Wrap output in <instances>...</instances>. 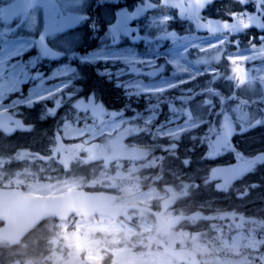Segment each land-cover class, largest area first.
Instances as JSON below:
<instances>
[{
  "label": "rangeland",
  "instance_id": "obj_1",
  "mask_svg": "<svg viewBox=\"0 0 264 264\" xmlns=\"http://www.w3.org/2000/svg\"><path fill=\"white\" fill-rule=\"evenodd\" d=\"M238 1L251 10L233 9ZM42 2L0 0V111L32 124L30 132L12 136L0 131V183L42 196L76 187L110 188L131 193L126 203L158 210L128 209L116 218L75 213L55 220L38 229L39 245L28 240L21 242L30 243L28 248L11 250L0 240L4 264H264V186L229 191L264 164V142L238 151L232 141L264 133L259 0H100L106 22L94 35L91 31L97 41L79 49L84 22L98 0H75L71 19L57 16L55 0H47L44 15ZM64 23L75 26L58 33ZM250 27L255 41L242 42ZM126 28L137 31L115 43L114 35ZM92 72L111 79L125 101L140 96L142 109L134 106L127 114L107 108L82 80ZM196 81L210 94L201 105L219 118L209 130L205 160L194 167L214 174L202 181L206 189L190 186L187 157L164 166V157L153 152L177 149L181 136L210 121V112L201 113L193 103L201 92L190 85ZM214 84L225 89L221 106L213 98ZM178 104L187 111L173 113ZM41 120L52 124L38 127ZM93 140L100 142L95 153L86 149ZM157 166L164 168L155 180L180 186L172 192L166 184L142 187V171Z\"/></svg>",
  "mask_w": 264,
  "mask_h": 264
},
{
  "label": "trees",
  "instance_id": "obj_2",
  "mask_svg": "<svg viewBox=\"0 0 264 264\" xmlns=\"http://www.w3.org/2000/svg\"><path fill=\"white\" fill-rule=\"evenodd\" d=\"M238 5L237 7H233L236 8L235 10H241L245 8H250V6L247 5H243L242 2L238 1ZM102 5L100 3V0H98V2H96L94 4V9H92L90 11V16H87L88 19L85 22V26L82 29V39L81 42H79L78 44V49L79 48H85L88 43V45L96 40H94L93 38H95V36L92 37V34L94 35V31L95 29H99L104 22H106V19H101L100 18V14L99 11L101 13V15L104 16V12L102 9ZM221 7L223 8V5L221 4ZM227 9H229L228 6H225ZM262 9L264 10V4L261 5ZM111 11V7L108 8ZM251 10V9H250ZM111 14V13H110ZM109 14V15H110ZM108 15V16H109ZM107 16V17H108ZM96 27V28H95ZM99 27V28H97ZM92 31V34H91ZM246 36L242 37L243 41H250L249 40V34L248 30L246 31ZM248 37V40H246V38ZM226 64H224L225 68H227V62L225 61ZM101 64L99 63V66ZM103 66V64L101 65ZM104 66H106V64H104ZM102 68V67H99ZM86 73V72H85ZM103 75V76H102ZM99 75L96 74L94 72L92 73H87V75H84V79L82 78V80L84 81V84L86 86H88V90H93L96 94V97L99 98L102 102H104L107 106V108H115V109H124L126 110L125 112L128 114L131 108H134V106H138L136 107L137 109H142L141 103L142 100L140 98V96H132V98H130L129 100L125 101V97H123L120 94V89L118 87L115 86L114 82L111 79H108L107 76H105L104 74ZM196 84L200 89L201 92L195 96H193V103L197 106H199L201 108L200 112H204V113H208L210 112V121L208 119L209 122L197 126L196 128L192 129L190 132H188L187 134H183L184 136H181L179 142H178V148H172L175 150H171V149H166L165 151L163 150H154L153 152H160V154L162 155V158L164 157L165 162H164V166L166 165H170L171 163H173L174 161L183 159L184 157L188 158L189 163L186 166L187 169V174H189V178L190 179V186H196L198 187V189H206L202 183V181L205 180H211L214 177V174L211 172L210 176H207V168L202 169L201 171L196 170L194 167L196 164H202L203 161L205 160L204 154L206 152V145H207V139L209 136V130L211 131L213 128L215 129L218 123V114L216 112V110H212V108L209 110L208 106H203L201 105V102L204 100L205 97H209L210 94H206L202 91L207 90L208 88H206L203 85V81H196L193 84L190 85H194ZM213 90L215 93L218 94V96L216 97L214 94V99L215 102L217 104H219V106H221L222 104H224L225 101H227V98L223 101V97L224 95L222 94V91L225 90L220 84H214V87L211 89ZM216 98L219 100V103L216 101ZM128 99V98H127ZM148 99L150 101L153 102H157L158 103V98L155 97H151L149 96ZM212 99V98H210ZM223 101V102H222ZM163 109L161 110V112L164 114L165 112V106L163 104ZM32 113L34 112V109L30 110ZM164 116V115H163ZM159 118H163L162 115H159ZM38 122H36L37 124ZM48 121H43L40 122L39 125L40 126H44V125H48ZM56 123V121H55ZM38 125V124H37ZM211 138V137H210ZM233 141V145H235L236 150L241 151L242 149H244L245 147L248 146H252L251 148L253 149L255 147L254 144L256 143H262L264 142V133H254L252 135H250L249 137L245 138L244 140L242 139H238L237 137H233L232 138ZM171 150V151H168ZM253 154V153H252ZM211 163H214V161H211ZM172 165V164H171ZM212 165V164H211ZM164 166H157L154 168H150L149 170H147L146 172H154L155 175L151 176V175H145L144 178L141 180V185L142 186H148V184L154 182L156 176L163 170ZM163 167V168H162ZM85 170V169H84ZM83 170V171H84ZM144 171V170H143ZM142 171V173H144ZM82 172V171H81ZM261 173H263L264 176V164H260L256 167L255 171L252 172L251 174H249L247 177L244 176V178H242V181H239L238 183L233 184L230 187V192L231 193H237V192H243L244 188H246L247 184L253 185H260V186H264V178L260 177ZM201 174V176H200ZM248 178V179H247ZM206 186V185H205ZM208 186H212V183L210 181V183L208 184ZM255 189V188H254ZM38 229H35L33 231H31L26 237L25 239L22 241H28L32 244L36 243V245H39L42 241V234L40 232H37ZM37 234V235H36ZM31 240V241H30ZM21 242L18 244H14L11 246V250L12 249H16L18 247L21 248H25L27 245L25 246L24 244H22ZM28 248V247H27ZM27 252H25L24 254H29L30 255V250H26ZM33 251V250H32ZM24 256H28V255H24ZM25 258V257H24ZM3 262L5 263L6 260L3 259ZM103 264H106L105 262H103Z\"/></svg>",
  "mask_w": 264,
  "mask_h": 264
},
{
  "label": "water",
  "instance_id": "obj_3",
  "mask_svg": "<svg viewBox=\"0 0 264 264\" xmlns=\"http://www.w3.org/2000/svg\"><path fill=\"white\" fill-rule=\"evenodd\" d=\"M11 121L22 129L29 128V125H23L8 112H0V128L7 133L12 129L9 126ZM57 140L58 146H61L60 138ZM98 145L95 141L89 148L95 151ZM123 197L124 194L84 188L71 189L65 194L52 197L26 196L20 188L15 187L0 188V219L3 221L0 237L17 242L42 219L49 216L66 218L75 211L84 215L103 213L116 216L123 205H113L112 202ZM92 242L98 244V241Z\"/></svg>",
  "mask_w": 264,
  "mask_h": 264
},
{
  "label": "snow or ice",
  "instance_id": "obj_4",
  "mask_svg": "<svg viewBox=\"0 0 264 264\" xmlns=\"http://www.w3.org/2000/svg\"><path fill=\"white\" fill-rule=\"evenodd\" d=\"M56 3L58 5L57 8V16L59 17H64V18H73L75 16V12H74V8H75V0H56ZM13 14L15 13V11H17L16 9H13ZM74 24L71 23H64L63 25H61L58 33L60 32H65L67 31L69 28L74 27ZM134 31H137L136 29H132V28H126L123 30L122 33L114 35V42L115 43H119V41L121 40L122 36H126L129 37V35L131 33H133ZM141 38L139 36L136 37V40L133 41L134 43L139 41ZM262 39H264V37H262ZM15 66H13L14 68ZM242 71L241 68H237L235 69V72L237 74H239ZM2 75H0V79H2ZM239 78V77H238ZM9 87L11 86L10 84L8 85ZM0 87H2V85H0Z\"/></svg>",
  "mask_w": 264,
  "mask_h": 264
},
{
  "label": "flooded vegetation",
  "instance_id": "obj_5",
  "mask_svg": "<svg viewBox=\"0 0 264 264\" xmlns=\"http://www.w3.org/2000/svg\"><path fill=\"white\" fill-rule=\"evenodd\" d=\"M13 115L15 116V117H17V116H19L18 114H15V113H13ZM21 117V116H20ZM32 126V125H31ZM11 127H12V130H11V133L9 134V135H7V136H12V135H14V134H16L18 131H20V129L19 128H17V127H14V124L13 123H11ZM11 186H22V185H10V184H1L0 183V188H5V187H11ZM169 188H171V185H167ZM23 188V187H22ZM24 189V188H23ZM25 190V189H24ZM127 208H130V206H126L125 207V210L127 209ZM144 209H146L147 211H153V209L152 208H144ZM50 222H55V220L53 219V218H49V219H45V220H43L42 222H40L33 230H35V229H39L40 227H43V226H46L47 224H49ZM32 230V231H33Z\"/></svg>",
  "mask_w": 264,
  "mask_h": 264
}]
</instances>
